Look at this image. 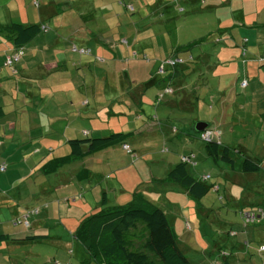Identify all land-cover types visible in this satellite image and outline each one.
Segmentation results:
<instances>
[{"label":"crops","instance_id":"obj_1","mask_svg":"<svg viewBox=\"0 0 264 264\" xmlns=\"http://www.w3.org/2000/svg\"><path fill=\"white\" fill-rule=\"evenodd\" d=\"M173 1L177 3L180 0H39V6L36 8L33 5V0H0V109L3 112V116L0 118V166L5 165L6 167L3 172H0V235H6L16 240L29 236L44 237L23 243L10 240L1 241L0 264H24L12 259L16 251L21 247L29 248L33 244L43 245L44 242L47 245L58 247V250L61 248V251L51 252L54 257L50 264H71L68 253L70 252L69 254L72 256L74 254L68 248L69 245H72L65 240V236L56 237L49 233L50 228L47 225L51 221H55V218L49 216L51 213L44 212L45 217L31 218V225L27 230L13 226L11 220L20 216L29 207L31 208L33 202L50 204L51 202H47L46 199L51 192L73 189L75 185L80 190L83 189L80 186L82 180H79L78 172L81 169H86L85 167L80 168L78 172H70L67 179H61L60 183L54 186H51L48 176H44L40 169L47 162L66 156L69 153L67 141L83 139V132H87L88 137L94 138L118 132L111 126L112 116L132 114L131 119L135 121V124L126 127L127 131L121 130L123 133H130L128 142L125 144H128L136 154L149 150L146 147L138 149L140 147L138 145L139 137L142 134H149L145 138L146 141L157 138L155 130L146 131L147 128H156L152 122H148L149 120L146 119L145 123L139 124L143 116L147 117V114L151 112L150 109H142V106L144 102L151 103L156 91L162 86H158L155 93H151L154 84L151 83L152 87L148 89L143 84L149 80L155 83L164 78L161 75L160 78L157 77L154 70L156 69L158 72L160 64L165 59L171 57L189 59L192 57V60L187 64L178 67L179 72L175 76V80L179 81L175 86L176 92L181 96V99L174 100L173 103L170 99L167 102L172 106L179 104V109L184 113L195 112L192 108L193 105L198 107L194 92L186 101L184 98L189 97L184 92L188 89L185 87L186 81L193 80V76L198 75L194 81L203 80L200 66H207V70H209L210 64H213L211 73L212 77H215V86L218 89L227 80L236 79V82L240 81V83L246 80L247 85L241 89L247 90L250 87V77L254 76L253 78H257L259 81L262 79L261 93L263 95L264 65L260 66L258 60L264 59V21L260 20L261 25L258 30L263 34V37L261 38L256 33L254 43L251 44L253 51L250 49L248 52L249 49L246 48V44L249 42L247 38H242L240 43L236 44L235 42L234 49L226 46V41L224 42L228 37L233 41V29L236 27V20H238L235 17L236 11L243 12L244 10L245 14L243 12L242 18L245 20L254 13L256 7H259L255 14L257 18L252 19L250 24L241 25V27L258 28L256 20L260 15L264 16L263 2L257 6L259 5L258 0H236L239 3H236L235 0H207L208 3L203 9L190 11L197 18L193 22L197 26L210 24L208 14L213 15L216 21L217 32L222 36L214 38L213 43L217 45L224 43L223 48L225 49L218 57H225L226 60L213 61L210 54L204 50L200 51L199 57L193 56L189 51L179 52L178 50L189 46L194 40L181 41L178 34L174 39H170L171 36L163 32L170 28L169 23L176 19V13L172 12L170 8ZM183 1L189 6L197 3V0ZM244 1H247V4H244ZM183 10L182 7H178L173 11L183 12ZM246 10H248L247 13ZM184 12L187 11L184 10ZM190 16L187 15L186 18L192 21ZM158 17L160 19H157ZM186 18L179 22L176 21L175 30L180 27L186 29ZM12 24L24 27L37 25L42 27V30L21 47L23 57L19 62L8 67L5 65L6 57L16 50L10 40L11 34L7 30ZM167 24L169 25L167 26ZM166 32L170 34V31ZM255 46L258 47L255 49ZM74 47L89 50V54H79L73 50ZM239 48L242 55L237 62L238 54L235 51ZM167 54L169 55L165 58ZM246 55L247 59H245ZM149 56L155 58L153 72L145 81H135L138 75H133V70L129 74L127 70L125 71L123 64H129V60L133 59L139 61L138 63H144ZM233 61L236 63L237 73L234 71L235 75L226 79L225 75L222 76V69H219L218 64L228 62L232 65ZM111 65H114V70L108 71L107 66ZM240 65L245 67L243 74L239 68ZM138 67H141V64ZM172 72L169 69L165 78L172 75ZM131 82H134L135 85H132ZM196 85L192 84L188 87L195 89ZM223 90L217 91V94H222L216 105L219 110L218 118L226 116ZM223 95L224 97H222ZM182 100L183 103H181ZM252 104L251 101L249 103L245 101L243 108L249 107V112L252 113ZM231 105L234 106V101ZM181 121L186 124L184 127L181 125L183 129H179L182 131L180 135L171 133L170 122L163 123L166 133L171 135L170 141L175 140L180 151L178 156L170 155L164 161L160 168V174L159 172L155 176L153 173L146 174L145 183L148 186L151 184V180L156 183V180L164 178L167 171L179 162V157L182 155L192 153L195 156V163L188 165V171L189 168L197 166L198 159H205V157L208 159L204 145L199 143L200 141L192 132L199 119H182ZM254 121L253 123H255ZM206 124L210 129V125ZM256 124H260V130L256 137L249 138L246 146L239 150L230 148L235 154H238L239 151L246 157L257 160L262 168L258 174L240 173L237 164L233 168H228L222 162L214 165L218 168L219 176L224 179L225 187L230 185L231 191L245 192V195L241 194V203L247 210L254 206L262 205L264 207V188L261 187L264 185V175L260 174L262 170L264 172V135H261L264 133V113ZM184 129L191 130V133L185 132ZM212 129L219 130L218 126H214ZM220 137L217 140L219 143L221 142ZM115 146L86 156L84 159H87L89 163H94L95 166L107 165L103 160L114 158L117 150ZM221 146L229 147L227 143L223 142ZM119 149L123 151L122 148ZM231 152L230 154H232ZM232 158L237 159L233 156ZM210 170L212 171V168ZM90 173L92 174V172ZM90 173L89 176H92ZM100 174L97 175L101 178ZM215 174L218 176L217 173ZM57 175L59 176L60 173ZM198 175L201 179H198ZM208 175L207 173H197L192 176L207 184L206 181L211 178ZM207 176L208 179L204 180L203 178ZM215 182L212 181L211 184L214 185ZM85 183H90L87 184L89 187H93L95 184L85 180V189L88 188ZM162 189L175 193L182 192L178 186L172 184H166ZM214 189L220 190L218 186ZM85 195L87 194L85 193ZM82 198H84V194H82ZM64 226V230L70 229L73 232V228H67L66 223ZM254 232L258 234L255 230ZM178 241L184 251L192 255L197 253L192 246L185 244L180 239ZM230 245L234 248L230 251L231 256L236 257L239 261H244L249 254L248 251H245L241 244L239 247H236L234 243ZM40 251L42 250L40 249ZM220 255L225 256L226 254Z\"/></svg>","mask_w":264,"mask_h":264},{"label":"rangeland","instance_id":"obj_2","mask_svg":"<svg viewBox=\"0 0 264 264\" xmlns=\"http://www.w3.org/2000/svg\"><path fill=\"white\" fill-rule=\"evenodd\" d=\"M206 1L207 0H197V3L192 6L187 5L188 3H184L183 0H180L177 3L173 1L175 8L173 3L170 4V8L172 12L176 13V19L171 21L169 23L170 28L163 32L171 36L170 39H174L175 35L178 34L180 40L186 42L190 40L197 41V39L201 38L203 41L189 50L193 56L199 57L201 55L200 51L204 50L206 53L210 54L213 61H219V59L226 60L225 57H218V55L223 52V49H225L223 48L224 43L218 45L213 43V39H216L221 35L217 32L218 28L213 15L208 14L209 25L197 26L193 23L197 18L194 17V13H190V11H198L201 8L203 9L205 4L208 3V1ZM235 2L239 3L236 0ZM258 2L259 5L257 6H260L261 2L264 4V0H258ZM244 4H247V1H244ZM178 7H182V9L187 12L185 13L184 10L183 12L173 11ZM256 8L259 9V7ZM257 9L245 20L242 18L244 10L243 12H235V17H237L238 20H236V27L233 29L234 38L233 41L229 40V37L226 38V40H224V42L226 41V46L234 49L235 42L237 44L241 42L242 38H247L249 41L246 44V48L249 49L248 52H250V49L252 51L254 50L251 44L254 43V38L257 36L256 33L259 34L261 38L263 37V34L259 33L258 30L261 25L260 20L264 21V16L261 17L260 15L258 20H256V26H258V28L253 29L249 28V26L241 27V25L247 23L250 24L252 19L255 20L257 18L255 15ZM260 10H262V7H260ZM247 12L248 10H246V13ZM187 15H191L190 17H192V21L186 18ZM185 18L187 20V23L185 24L186 29L180 27L177 29L179 30L177 32V30H175L176 25L174 24L181 19L185 20ZM157 19H160V17ZM169 24H167V26ZM166 31H170V34ZM119 41H121V39H119ZM257 47L258 46H255V49ZM235 52L238 54V60L236 61L239 62V57L241 58L242 55L240 48ZM168 55L169 54L165 55V58ZM247 57L248 56L246 55L245 59H247ZM148 59L144 61V63H138L139 61L134 59L129 60V64H123V66H125L124 69L125 71L127 70L129 74L131 73V70H133V75H138L135 81H145L153 72L155 58L149 56ZM147 61L149 62L146 63ZM149 63L150 65H148ZM139 64H141V67H138ZM227 64L229 63L226 62L225 64L222 62L219 63L218 66L219 69H222V76L225 75L224 78L229 79V76L232 77L235 75L234 71L237 73V68L235 67L236 63L234 61L232 62V65ZM210 67L211 68L207 70V66H200V69L202 70V81H194V78H197L198 76H196L195 73H193L195 75L192 77L193 80L186 81L185 87L188 89H186L187 91L184 93L188 94L187 97L189 98L185 99L183 96L182 97L186 101L187 99H190L191 94L194 92L196 102L198 101V107H194V105L192 107L195 112L191 111L190 113H184L179 109V104L172 106L170 103H167L170 99L171 103H173L174 100H180L181 96L179 94L168 97V100L164 101V103L158 107H154L152 102H144L142 109L147 108L150 109L151 112L147 114V117L143 116L139 121V124L145 123L146 119L150 122V117H156L161 125H159V127L157 126V128L152 127L146 129V131L155 130L157 136L156 139L146 141L145 138L148 137V133H144L139 137L138 145H140V147L138 149L146 147L149 148V150L139 153L137 152L136 156L133 158L134 161H132L124 151L119 149L120 145H116L115 148H117V150L113 156L114 158L103 160L107 165L95 166L94 163H89L87 159H82L69 165H64L57 171V173L55 172L47 177L48 180H50L51 186H54L55 184L60 183L61 179H67L71 174L70 172H78L80 168L85 167L89 173L92 172V174L90 173L92 176H89L87 180L95 183L93 187L88 186L90 183H85V185L88 184V188L85 189L84 181H81L82 184L80 186L83 187L84 191L83 189L80 190L75 185L73 189H61L56 192H51L46 199L47 202L51 203L46 206L47 209L42 210V214L40 211V214L36 216L37 218H40L41 216L45 217L44 212H49V214L51 213L49 216L55 218V221H51V223L47 225L50 228L49 233L56 237L65 236V240L72 245H69L68 248L74 254L72 256L68 253L71 264H80L90 258V256L83 251L81 244L77 242L74 234L81 220L97 211L98 208L95 207L100 203L101 196L103 194L105 195L107 199L106 206L108 207L122 206L128 203L131 200L132 194L138 190L142 191L149 201L160 206L162 210L171 217L177 238L185 244L192 246L193 250H196L197 253L193 252V255L186 252V256L192 264H214L218 260L223 259L220 257V254L225 253V256H227V253H230V251L234 249L231 247V243L236 244V247L243 244L246 247L245 251L248 250L249 253L244 261H239L236 257V260H234L233 257L230 258L232 264H264V252L260 253L258 251L260 244L264 246V220L261 221V224H259V221L257 222L258 224L245 222L246 219L241 213L243 212L242 208L244 207L241 203V194L245 195V192L231 191L230 185L225 187L224 179L219 176L218 168L215 167L210 160L206 159V157L205 159H198L196 161L197 166L189 168L191 175L197 173H207L208 175V173H210L208 176L211 178L206 181L208 184H211L212 181H216L214 187L206 196L199 199V201L194 200L183 192L175 193L174 191L162 189V187H164L163 184H156L152 180L149 186L145 183L146 174L151 175L153 173V176H155L157 172L160 174V168H162L164 161L170 155L178 156L180 151L177 142L175 140L170 141L172 139L171 135L170 133H166V127L163 125L165 122L171 123L169 127H172V124L173 126L175 125L178 130L183 129L181 128V125L184 127L186 124L181 121L182 119H199V122L208 123L211 127L210 129L214 126H218V131L221 132L220 144H222V142L227 143L229 147L236 150L245 147L249 138L257 136L260 130V124H256V122L259 121V117L264 113V93L263 95L261 93L263 80L261 79V81H259L257 78H253L254 76L252 78L250 77V87L247 90L241 89L240 81L236 82V79L232 81L227 80V82H224L218 89L215 86V77H212L211 73L213 64H210ZM239 68L243 74L245 67L240 65ZM107 70H114V65L107 66ZM154 71L155 75L160 78L156 69ZM131 84L135 85L134 82H131ZM192 84H197L195 89L188 87L192 86ZM163 85L164 84L161 86ZM156 88L157 87H154L151 93H155ZM221 89H224L223 94L225 97L224 95L222 97H224L226 103L224 109L226 116L218 118L219 110L216 105L222 94H217V91ZM233 101L234 106L231 105ZM245 101L248 103L251 101L253 103L251 106L253 108L252 113L249 112V107L247 109L243 108ZM183 102L184 101L182 100L181 103ZM125 115L126 114L112 116L111 126L118 131L115 133H123L121 130L127 131L126 127L135 124V121L131 119V117H133L132 114ZM253 120H255V123H253ZM179 131L178 135L182 132L181 130ZM185 132L191 133V130H185ZM261 135H264V133ZM199 141L197 140V142ZM199 143L204 145L203 141H200ZM232 149L230 157H237L235 162L238 166L240 165L241 156L239 153L235 154ZM149 153L150 155H148ZM211 168L212 171L210 170ZM58 173H60L59 176L57 175ZM99 173L102 175L101 178L97 175ZM215 173H217L218 176ZM260 174L264 175L263 170ZM197 177L198 179H201L199 175ZM43 179L45 180V177ZM216 186L219 187V191L214 189ZM261 187L264 188V185ZM147 188H151V191L150 189L147 190ZM80 193L84 194V198H82V200L73 201V197L80 195ZM85 193L87 195H85ZM66 199H69V202L65 201ZM65 223L68 225L67 228H73V232L67 228V230H64ZM254 230L258 234H256ZM245 243H248V246ZM40 249L42 251H40ZM57 251H61V248L58 250V247H53L51 244L47 245V243L44 242L43 245L33 244L29 248L21 247L16 251V254L12 256V259L18 260L24 264H50L54 257L51 252L54 253ZM89 264L95 263L91 261Z\"/></svg>","mask_w":264,"mask_h":264},{"label":"trees","instance_id":"obj_3","mask_svg":"<svg viewBox=\"0 0 264 264\" xmlns=\"http://www.w3.org/2000/svg\"><path fill=\"white\" fill-rule=\"evenodd\" d=\"M33 5L37 8L39 6V0H33ZM7 30L11 34L10 40L13 46L16 47L15 52L19 51L22 53L19 58L20 60L23 57L21 47L31 41L39 31L42 30V27L37 25L24 27L22 25L12 24ZM202 41L203 39L199 38L197 41L189 44V46L178 51H189L192 47L198 45ZM73 50L79 54H89V50L86 49H77L74 47ZM19 60L17 62H19ZM182 60L183 63L175 67L163 65L162 62L163 69L161 72L158 71V73L162 77L164 75V78L159 79L155 83L149 80L143 84L146 89L151 88L152 84H154L153 88H158V86L161 87L162 84L166 85H163L156 91L152 101L154 107H158L164 103V101H167L168 97L177 94L175 86L179 81L175 80V76H177V73L179 72L178 67L187 64V62L192 60V57ZM259 65H264V59L259 60ZM167 69H170L173 72L172 75L168 76L166 79L165 74L168 71ZM245 82L247 85L246 80ZM167 89H170L171 93H166L165 91ZM2 116L3 112L0 109V118ZM150 118V122H152L156 128L161 125L156 117ZM170 128L172 134L179 133V130H177L175 126ZM192 132L197 139L200 140L198 137L201 132H196L195 129H192ZM129 135L130 133H110L105 137L94 138L88 137V133L83 132V139H72L67 141L69 153L66 156L47 162L41 167L40 171L43 172L44 176H49L57 172L64 165L80 161L86 156H90L115 145H120L119 148H122L125 154L134 161L133 158L136 156V152L132 151L128 144H125L128 142ZM123 146H127L128 151L125 150ZM204 149L207 158L213 163V165H218L222 162L226 164L228 168H233V166H235V158L230 157V147L221 146L217 140H212L204 142ZM238 153L241 156L240 165H238L240 173L256 175L260 172L262 168L257 160L246 157L239 151ZM194 163V154L190 153L188 155L180 156L179 162L167 171L164 178L156 180V183L163 185H176L183 193H186L188 196L198 201L206 196L214 185L206 184L190 175L188 165ZM2 166L6 169L5 165H1L0 167ZM78 176H80L79 180L85 181L89 177V172L87 169H81L78 172ZM149 189L151 191V188H147V190ZM81 199L82 194L80 193V195L74 196L72 200L77 201ZM65 201L69 202V199H66ZM106 202L107 199L103 194L100 203L98 204L97 211L85 217L77 226L74 237L77 242L81 244L83 251L91 258V260L89 258V260L83 261L80 264H89L91 261L95 264H192L186 256V251L183 250L178 241L171 217H169L160 206L149 201L142 191H135L131 196V200L122 206L108 207L106 206ZM46 206V203L37 204L33 202L31 208L29 207V209L25 210L20 216L12 219L11 224L24 230L29 229L31 225L30 219L37 216L42 209L46 208ZM242 210V214L255 213L257 215L259 213L261 215L259 223L264 220V207H262V205L254 206L248 210L242 208ZM25 222L27 226L24 225ZM253 224L258 223L254 222ZM42 238L44 237L29 236L21 240H16L11 239L6 235H0V242L10 240L16 243H23ZM245 244L248 246V243ZM241 246L244 249L246 248L243 244H241ZM260 247L264 248V246L260 245L258 247V251L263 253L264 250L260 251ZM220 257L223 259L214 264H232L230 260L232 256L230 253L227 254V256L220 255Z\"/></svg>","mask_w":264,"mask_h":264},{"label":"built area","instance_id":"obj_4","mask_svg":"<svg viewBox=\"0 0 264 264\" xmlns=\"http://www.w3.org/2000/svg\"><path fill=\"white\" fill-rule=\"evenodd\" d=\"M81 52H83V51H81ZM21 54H22L21 52L17 51V52H14L13 54L7 56L6 60H5V65L8 66V67L13 66L19 60ZM182 63H183V60L180 59V58H168V59L163 61V65H168V66H171V67H173V66L175 67V66L180 65ZM163 65L162 64L160 65L159 72H161V70L163 69ZM245 86H246V82L243 81L241 83V87H245ZM165 92L166 93H171V90L167 89ZM219 137H220V132L219 131L207 129V130H204L203 132H201L199 134L198 138L200 139V141L209 142V141H212V140H218ZM123 148L128 151V147L127 146H123ZM4 169H5L4 166L0 167V171H3ZM203 179L207 180L208 176L204 177ZM243 215H244V217L246 219L245 222H249V223L258 222L259 219L261 218V215L259 213L257 215L255 213H245ZM24 225L27 226L26 222L24 223ZM259 250L263 251L264 248L260 247Z\"/></svg>","mask_w":264,"mask_h":264},{"label":"water","instance_id":"obj_5","mask_svg":"<svg viewBox=\"0 0 264 264\" xmlns=\"http://www.w3.org/2000/svg\"><path fill=\"white\" fill-rule=\"evenodd\" d=\"M196 132H202L207 129V124L204 122H198L194 127Z\"/></svg>","mask_w":264,"mask_h":264}]
</instances>
